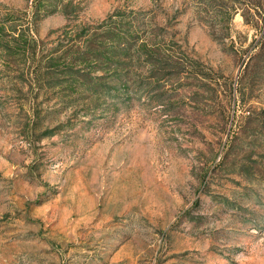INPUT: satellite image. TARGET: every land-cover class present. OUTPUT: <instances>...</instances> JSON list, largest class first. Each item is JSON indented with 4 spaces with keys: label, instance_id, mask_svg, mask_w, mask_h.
Masks as SVG:
<instances>
[{
    "label": "rangeland",
    "instance_id": "obj_1",
    "mask_svg": "<svg viewBox=\"0 0 264 264\" xmlns=\"http://www.w3.org/2000/svg\"><path fill=\"white\" fill-rule=\"evenodd\" d=\"M74 1V16L0 4L26 12L32 41L116 8L151 10L205 87L88 110L0 69V264H264V181L220 163L235 110L264 108V58L245 71L261 30L238 13L216 39L194 0Z\"/></svg>",
    "mask_w": 264,
    "mask_h": 264
},
{
    "label": "trees",
    "instance_id": "obj_2",
    "mask_svg": "<svg viewBox=\"0 0 264 264\" xmlns=\"http://www.w3.org/2000/svg\"><path fill=\"white\" fill-rule=\"evenodd\" d=\"M31 1L35 17L74 16L80 8L74 0ZM194 1L199 20L216 39L229 37L238 13L245 24L261 30L258 50L245 66L254 73L255 59L264 58V0ZM54 32L53 38L32 41L26 12L0 4V69L12 73L17 84L36 85V97L43 93L66 107L82 102L88 110H103L133 97L176 93L185 85L205 87L200 63L164 37L151 10L116 8L95 22L67 23ZM261 69L264 76V62ZM232 122L220 163L230 158V172L264 181V162L253 157H264V108L235 110Z\"/></svg>",
    "mask_w": 264,
    "mask_h": 264
}]
</instances>
